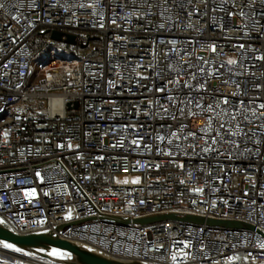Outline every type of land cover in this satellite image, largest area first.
Masks as SVG:
<instances>
[{"label": "built area", "instance_id": "2783aa9c", "mask_svg": "<svg viewBox=\"0 0 264 264\" xmlns=\"http://www.w3.org/2000/svg\"><path fill=\"white\" fill-rule=\"evenodd\" d=\"M0 221L124 263L264 264V0H0Z\"/></svg>", "mask_w": 264, "mask_h": 264}, {"label": "water", "instance_id": "95a60500", "mask_svg": "<svg viewBox=\"0 0 264 264\" xmlns=\"http://www.w3.org/2000/svg\"><path fill=\"white\" fill-rule=\"evenodd\" d=\"M53 38L61 41L62 34L54 33ZM67 43L75 44L74 37H68ZM174 216H161L157 218H150L136 221L140 225H149L155 222L174 220ZM185 221L193 222L196 224H206L208 226H224L227 228H241V225L217 222V221H204L203 219L187 217ZM63 227L55 231L37 232L31 234H18L15 233L10 227L0 221V247L20 253L31 254L36 257L48 259L56 264H139V263H124L115 259L104 256L87 246L63 238L60 232ZM249 229L253 230L252 227ZM8 245L9 247H6ZM51 252H58L64 258H56L51 255Z\"/></svg>", "mask_w": 264, "mask_h": 264}, {"label": "bare ground", "instance_id": "6f19581e", "mask_svg": "<svg viewBox=\"0 0 264 264\" xmlns=\"http://www.w3.org/2000/svg\"><path fill=\"white\" fill-rule=\"evenodd\" d=\"M10 252H8L6 249H4L2 247L0 249L1 255L12 259L15 263L21 262L23 264H56V263L50 262L48 259L36 257V256L31 255V254L13 252V251L11 253ZM51 255L56 257V258H64L58 252H51Z\"/></svg>", "mask_w": 264, "mask_h": 264}, {"label": "rangeland", "instance_id": "374dc122", "mask_svg": "<svg viewBox=\"0 0 264 264\" xmlns=\"http://www.w3.org/2000/svg\"><path fill=\"white\" fill-rule=\"evenodd\" d=\"M75 50L81 52L83 49H81V48L80 49H77L76 48ZM134 180H135V182L136 181H139L138 178H135ZM117 181L118 182H124L125 181V178L124 177H118ZM0 264H23V263H21V262L15 263L12 259H10V258H8V257L3 256V255L0 254Z\"/></svg>", "mask_w": 264, "mask_h": 264}, {"label": "snow or ice", "instance_id": "6c2138e0", "mask_svg": "<svg viewBox=\"0 0 264 264\" xmlns=\"http://www.w3.org/2000/svg\"><path fill=\"white\" fill-rule=\"evenodd\" d=\"M231 63V62H230ZM6 247H9L8 245H5Z\"/></svg>", "mask_w": 264, "mask_h": 264}]
</instances>
